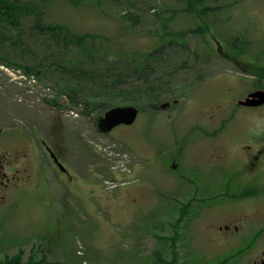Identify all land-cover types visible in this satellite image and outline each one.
<instances>
[{"label":"rangeland","instance_id":"obj_1","mask_svg":"<svg viewBox=\"0 0 264 264\" xmlns=\"http://www.w3.org/2000/svg\"><path fill=\"white\" fill-rule=\"evenodd\" d=\"M8 1L28 7L17 26L0 21V127L23 151L42 148V169L0 208V260L262 264L264 197L240 195L250 182L235 168L249 123L226 100L264 68V0H211L221 9L203 20L186 0ZM37 23L63 27L60 39H105L86 52ZM115 105H138L139 117L104 135L98 119ZM118 143L138 181L110 193L114 162L103 153L120 160Z\"/></svg>","mask_w":264,"mask_h":264},{"label":"flooded vegetation","instance_id":"obj_2","mask_svg":"<svg viewBox=\"0 0 264 264\" xmlns=\"http://www.w3.org/2000/svg\"><path fill=\"white\" fill-rule=\"evenodd\" d=\"M256 73L253 76L258 77L259 81L249 85L246 92H242L239 88L238 97L226 100L235 101V118L238 114H243V118L249 123V127L246 128L248 138L237 145L238 151L235 156L238 181H244L247 177L250 182L247 185L249 189L240 191V195L241 193L249 194L244 197L248 199L264 197V97H251L264 92V68H259ZM237 118H240V115ZM17 138L16 133L10 127H0V208L6 205L10 195L20 185L31 181L33 175L41 176L42 161L37 152L40 151V147L36 146V151L29 148L23 151L17 147ZM42 146L46 159H51L52 163L57 166L49 150H52L60 162L54 149L45 141H42ZM231 184L228 183V186ZM235 230L238 231V228L235 227ZM262 264H264V258Z\"/></svg>","mask_w":264,"mask_h":264},{"label":"trees","instance_id":"obj_3","mask_svg":"<svg viewBox=\"0 0 264 264\" xmlns=\"http://www.w3.org/2000/svg\"><path fill=\"white\" fill-rule=\"evenodd\" d=\"M211 2V0H186L187 3V10L190 13H194L196 14V16L198 17L197 19L203 20L204 17H208L210 15H213L217 10L221 9V7L219 8H212L209 7L207 4ZM28 6H20L18 4L9 2L8 0H0V21H6L9 22L10 24H13L14 26L18 25V20L19 17L21 15V13H23V11L27 8ZM37 28L42 30V31H49L51 33L52 36L56 34V38L58 41H62L64 44H76V46H79L80 48H83L86 50V52H89L92 48V44L95 40L98 39H105V38H101V36H97V35H84V36H79V35H75V34H71L69 31H67L66 35H64L61 39L59 37H61V33L64 30L63 27H43L42 25L37 23ZM203 27H199L198 31H202ZM203 33V32H201ZM204 34V33H203ZM90 39V44L88 43V40ZM240 50V49H239ZM144 60L141 59H136V61L133 62V64L135 66L138 67H142ZM25 71L29 74L32 75L34 74L37 78H40L41 76V70H36L34 68H27L25 67ZM80 86L77 85L74 87L75 92H77L78 90H80ZM112 94H109L110 97H112L115 101H122L124 100V94L122 92H119L118 94H115L113 92H111ZM108 94H104V96H106ZM104 96H100V98L104 97ZM142 98H150L146 95V93H144V95H141ZM149 96H151V94H149ZM137 101V100H135ZM101 105V104H100ZM118 105H115L114 107H116ZM136 107H139L138 105H136ZM113 108V107H112ZM109 110V109H107ZM183 209H185V207H183ZM35 255H31V257L29 258L28 262L24 263L22 260V255H16L14 257H5L4 259L0 260V264H43L40 262H36L33 258Z\"/></svg>","mask_w":264,"mask_h":264},{"label":"water","instance_id":"obj_4","mask_svg":"<svg viewBox=\"0 0 264 264\" xmlns=\"http://www.w3.org/2000/svg\"><path fill=\"white\" fill-rule=\"evenodd\" d=\"M252 97H264V92L252 95ZM255 104V103H252ZM162 108H165L164 106ZM138 116V110L134 107H119L108 111L104 117L98 121L99 130L104 133H110L114 128L124 125L131 126ZM63 170V167L60 166Z\"/></svg>","mask_w":264,"mask_h":264}]
</instances>
